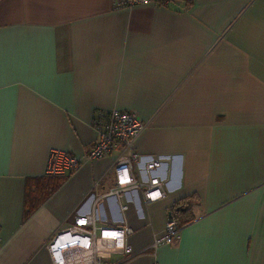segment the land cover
I'll return each instance as SVG.
<instances>
[{
	"label": "crops",
	"instance_id": "crops-1",
	"mask_svg": "<svg viewBox=\"0 0 264 264\" xmlns=\"http://www.w3.org/2000/svg\"><path fill=\"white\" fill-rule=\"evenodd\" d=\"M110 109L145 122L132 147L166 183L121 212L122 264H264V0H0V264H52L78 203L112 187L115 153L85 158ZM52 150L78 168L45 175ZM169 216L177 241L152 247Z\"/></svg>",
	"mask_w": 264,
	"mask_h": 264
},
{
	"label": "built area",
	"instance_id": "built-area-1",
	"mask_svg": "<svg viewBox=\"0 0 264 264\" xmlns=\"http://www.w3.org/2000/svg\"><path fill=\"white\" fill-rule=\"evenodd\" d=\"M113 1L117 7L130 8L154 0ZM90 121L97 138L87 148L85 158L99 160L114 152L113 185L97 197L93 193L84 197L73 210L72 224L54 234L47 247L52 264H106L105 259L113 254L121 256L111 264L124 263L134 254L126 242L131 229L121 219V212L141 197L145 202H154L164 195L166 183L160 176L162 159L138 154L132 147L145 122L134 112L119 109L93 111ZM78 160L67 152L52 150L45 175L66 176L78 168ZM179 229L176 219L167 217L164 235L151 242V246L174 244Z\"/></svg>",
	"mask_w": 264,
	"mask_h": 264
},
{
	"label": "trees",
	"instance_id": "trees-1",
	"mask_svg": "<svg viewBox=\"0 0 264 264\" xmlns=\"http://www.w3.org/2000/svg\"><path fill=\"white\" fill-rule=\"evenodd\" d=\"M160 1H162V0H160ZM185 200H181L180 202H178L176 205H181V207H183L182 205H183V202H184Z\"/></svg>",
	"mask_w": 264,
	"mask_h": 264
}]
</instances>
